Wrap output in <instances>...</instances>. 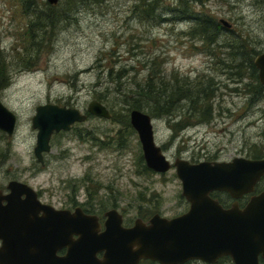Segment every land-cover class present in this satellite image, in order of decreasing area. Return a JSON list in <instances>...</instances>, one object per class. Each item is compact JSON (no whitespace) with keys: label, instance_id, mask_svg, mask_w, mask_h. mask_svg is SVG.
<instances>
[{"label":"rangeland","instance_id":"obj_1","mask_svg":"<svg viewBox=\"0 0 264 264\" xmlns=\"http://www.w3.org/2000/svg\"><path fill=\"white\" fill-rule=\"evenodd\" d=\"M147 2L161 16L150 15ZM189 9L204 24L224 19L231 27L209 24L217 37L209 46L199 31L190 34L196 21ZM55 14L59 21L52 32L31 33L32 20L37 24ZM246 49L254 52L252 62L264 52V0H0V76L12 79L0 95L18 117L13 135L0 129V189L7 191L12 180L26 182L57 208L79 205L100 216L117 208L126 225L156 212H186L190 204L175 167L161 173L147 166L139 135L127 125L131 110L120 96L124 91L116 89L146 81L152 65L163 70V81L176 83L177 76L181 86L192 85L194 100L207 87L211 119L196 122L197 112L186 111L190 105L182 109L188 113L183 127L172 126L182 120V110L172 120L152 115L157 144L171 162L253 157L264 152V84L252 77L259 70L249 67ZM94 99L113 116L89 114L71 130L55 132L40 163L32 126L36 107L57 103L88 113ZM263 187L264 180L258 188ZM219 198L229 201L220 193ZM231 260L219 264H235Z\"/></svg>","mask_w":264,"mask_h":264},{"label":"water","instance_id":"obj_2","mask_svg":"<svg viewBox=\"0 0 264 264\" xmlns=\"http://www.w3.org/2000/svg\"><path fill=\"white\" fill-rule=\"evenodd\" d=\"M48 2L57 4L58 0ZM221 22L231 27L224 19ZM254 64L264 84V52L255 57ZM87 111L105 119L112 117L110 109L96 99L88 104ZM129 116L147 166L162 173L175 167L182 195L190 203L188 211L171 218L156 213L149 221L137 218L133 225L125 226L123 214L111 208L105 212L102 229L98 215L85 213L80 206L73 210L57 208L41 201L30 184L12 180L7 194L0 190V264H138L146 258L162 264L190 259L214 263L224 255H230L235 264H262L264 190L253 194L242 208L237 201L225 208L212 193L224 191L239 199L254 192L264 177V157L236 156L229 161L196 163L177 158L172 163L155 140L151 114L132 109ZM87 117L77 107L38 105L32 117L38 161L44 163L55 132L69 131ZM17 121V114L0 95V129L11 136Z\"/></svg>","mask_w":264,"mask_h":264},{"label":"trees","instance_id":"obj_3","mask_svg":"<svg viewBox=\"0 0 264 264\" xmlns=\"http://www.w3.org/2000/svg\"><path fill=\"white\" fill-rule=\"evenodd\" d=\"M72 1L78 2L80 0H72ZM25 7L31 8V5H26ZM147 7H148L147 11L153 17L161 16V13H160V15H157L154 13L155 7L151 3L147 2ZM193 11H194V9L191 12H193ZM191 12L189 9V13L191 14L190 16L192 19H194V21H196V24L192 29L189 30L190 34H193L195 31H199L198 33L201 34V40L206 42L209 46L212 45L213 43H216L217 37H216L215 33L209 32V29H210L209 24L212 26H216L220 22H218L216 20H209L208 19L209 23L204 24V23L200 22L201 21L200 14H198V13L192 14ZM58 17H59V15H56V14L52 15V16L48 15L46 20L40 21L37 24L32 20L29 24L31 33L34 36H36L38 34L48 32V30H51V32H52L56 28V25L59 21ZM36 18L39 19L40 15H37ZM192 19H189V20L191 21ZM186 20H188V19H186ZM246 50H247L246 55H248L250 58L249 67H252V69L255 71L256 66L254 64V61L252 62L254 52L253 51L250 52L248 49H246ZM241 56L245 57V54H242ZM152 63H155V61H153ZM149 69H150L151 73L148 76L147 80L142 82V83L135 82L131 89H126L125 87L122 88V85L118 84L116 91L117 90L118 91H124L120 96L122 97V99L124 96H126V98L123 100H124L125 105H127L126 106L127 111H130L132 109H140V110L148 111L151 115H153L155 117L164 115V116H168L170 118V120H172L171 118H173L175 116L177 117L175 112H177V111L181 112L180 110L184 109L183 107L185 105H188V106L190 105L191 107L189 106V107H187V110L186 109L185 110L188 113H190L189 110H192V111L194 110L197 112V113H193L194 116L196 115L199 117L198 120H196V122H198V121L208 122L211 119L212 106L209 104V102H210L209 100L210 99L212 100V96H211L212 92L209 93V91H207V87H205L204 90L201 91L198 94L197 98L194 100L195 97H194L193 93L191 92V90L193 89L192 85H189V87H187L188 84H185L184 87L181 86L179 84L180 79L177 76H175V78L177 80L176 83L175 82L171 83L170 81L166 80V78L163 81L165 73L163 72V70H161V68L159 66L152 65V66H149ZM110 71H113V70H110ZM123 71H125V69H123L122 72ZM161 72L164 73V75H161ZM155 74H157L159 76L158 77L159 81L155 80V79H157L156 77H154ZM118 75H119L118 79H121L120 72L118 73ZM252 77L260 83L258 75H255V73H254ZM11 80L12 79L8 74H4V75L0 76V89L6 88L10 84ZM208 83L211 84V80ZM202 85H203L202 83H197L198 87H201ZM131 91H132V94L127 96V93L131 92ZM200 96L203 97V98H201V100L199 98ZM175 100H176L177 105H174ZM203 101L207 102V103L199 106L200 103H204ZM188 113L184 112L181 116L179 115L182 120L180 122H176L174 124L172 123V126L175 125L176 127H183V125H182L184 123L183 118ZM125 117H127V115H125ZM127 125L129 127H131V124L128 122H127ZM175 130H177V129H175ZM253 154H254V156L252 158L264 157L263 151H255ZM214 196L219 197V193H216Z\"/></svg>","mask_w":264,"mask_h":264},{"label":"flooded vegetation","instance_id":"obj_4","mask_svg":"<svg viewBox=\"0 0 264 264\" xmlns=\"http://www.w3.org/2000/svg\"><path fill=\"white\" fill-rule=\"evenodd\" d=\"M199 162V161H198ZM194 163H196V162H194ZM1 190V192H2V194L3 195H5V194H7L8 193V191L9 190H7V191H4L3 189H0ZM259 190V191H258ZM262 190H264V187L263 188H256V191L257 192H255V194H257V193H259L260 191H262ZM216 193H220V194H223L227 199H229V201H226L225 199H220L219 197H217L216 196V198L223 204V206L225 207V208H228V207H230L234 202H239V206L240 207H244L247 203H248V201L250 200V196L251 195H253L254 193L252 192V193H249V194H245L244 196H242L241 198H239V199H235V198H233L229 193H227V192H224V191H217ZM25 196H23V198H24ZM4 203H5V201H4ZM79 205H77V206H75V208L76 207H78ZM81 207V206H80ZM83 210H84V212L85 213H88V214H95V215H98L99 216V221H100V223L102 224V229L104 228V221H105V213H104V215H102V216H100L99 214H96V213H94V212H89V211H87V210H85L83 207H81ZM67 209H71V208H67ZM71 210H73V209H71ZM156 213H159V212H156ZM155 213V214H156ZM159 214H161V213H159ZM154 215V214H153ZM152 215V216H153ZM162 215V214H161ZM151 216V217H152ZM162 216H164V215H162ZM124 217V216H123ZM151 217H149V218H142L144 221H149V219L151 218ZM165 217H167V216H165ZM137 218H141V217H137ZM136 218V219H137ZM135 219V220H136ZM124 225L125 226H131V225H133V224H131V225H126L125 224V221H124ZM0 245H1V242H0ZM63 251L64 250H61V251H59V253L60 254H63ZM99 256H102V254H99ZM223 259H232V257L230 256V255H224V256H222V257H219L218 259H217V261L216 262H206V261H203V260H201V259H190V260H187L186 262H183V263H179V264H194L195 262L196 263H204V264H219L221 261H223ZM233 260V259H232ZM231 260V261H232ZM260 262L262 263V264H264V259L262 258V257H260ZM138 264H162V263H160L159 261H156V260H152V259H150V258H146V259H141L140 261H139V263Z\"/></svg>","mask_w":264,"mask_h":264},{"label":"bare ground","instance_id":"obj_5","mask_svg":"<svg viewBox=\"0 0 264 264\" xmlns=\"http://www.w3.org/2000/svg\"><path fill=\"white\" fill-rule=\"evenodd\" d=\"M157 172V171H156ZM162 173V172H161Z\"/></svg>","mask_w":264,"mask_h":264}]
</instances>
